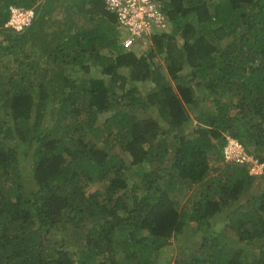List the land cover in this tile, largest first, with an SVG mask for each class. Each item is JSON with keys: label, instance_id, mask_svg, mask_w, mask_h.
<instances>
[{"label": "trees", "instance_id": "16d2710c", "mask_svg": "<svg viewBox=\"0 0 264 264\" xmlns=\"http://www.w3.org/2000/svg\"><path fill=\"white\" fill-rule=\"evenodd\" d=\"M161 2L137 50L103 0H0V264H264V171L222 155L264 161V0Z\"/></svg>", "mask_w": 264, "mask_h": 264}, {"label": "built area", "instance_id": "2783aa9c", "mask_svg": "<svg viewBox=\"0 0 264 264\" xmlns=\"http://www.w3.org/2000/svg\"><path fill=\"white\" fill-rule=\"evenodd\" d=\"M106 11L112 13L120 29L119 41L124 49L144 50L150 46L151 36L168 28V20L161 0H103ZM35 17L33 9L9 7L6 27L21 31ZM222 155L226 161L248 165L250 175L259 176L264 171V161L249 155L243 144L226 135Z\"/></svg>", "mask_w": 264, "mask_h": 264}, {"label": "rangeland", "instance_id": "374dc122", "mask_svg": "<svg viewBox=\"0 0 264 264\" xmlns=\"http://www.w3.org/2000/svg\"><path fill=\"white\" fill-rule=\"evenodd\" d=\"M154 61H156V62H160L161 61V59L159 58V57H155V59H154ZM72 69L71 68H69L68 70H67V72H68V74H69V72L71 71ZM95 73H97V71L96 70H92V74H95ZM104 187H105V184L104 183H95V184H93L92 186H90V188H88V191H93L94 189H100V190H104Z\"/></svg>", "mask_w": 264, "mask_h": 264}, {"label": "crops", "instance_id": "0c3cea01", "mask_svg": "<svg viewBox=\"0 0 264 264\" xmlns=\"http://www.w3.org/2000/svg\"><path fill=\"white\" fill-rule=\"evenodd\" d=\"M119 43H120V41H119ZM121 44V43H120Z\"/></svg>", "mask_w": 264, "mask_h": 264}]
</instances>
